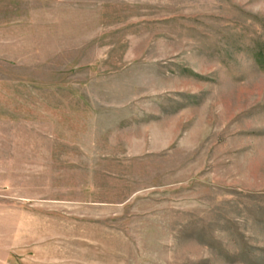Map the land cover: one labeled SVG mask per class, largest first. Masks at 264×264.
Segmentation results:
<instances>
[{"label": "rangeland", "instance_id": "374dc122", "mask_svg": "<svg viewBox=\"0 0 264 264\" xmlns=\"http://www.w3.org/2000/svg\"><path fill=\"white\" fill-rule=\"evenodd\" d=\"M0 264H264V0H0Z\"/></svg>", "mask_w": 264, "mask_h": 264}]
</instances>
